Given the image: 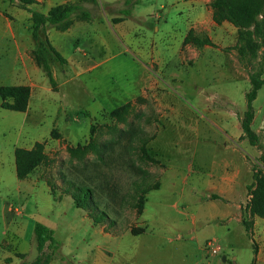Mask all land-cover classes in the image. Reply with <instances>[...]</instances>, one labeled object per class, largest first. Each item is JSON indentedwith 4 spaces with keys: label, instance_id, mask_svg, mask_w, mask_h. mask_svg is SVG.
Instances as JSON below:
<instances>
[{
    "label": "rangeland",
    "instance_id": "1",
    "mask_svg": "<svg viewBox=\"0 0 264 264\" xmlns=\"http://www.w3.org/2000/svg\"><path fill=\"white\" fill-rule=\"evenodd\" d=\"M63 1L41 0L29 8L45 12ZM68 1L78 2L90 17L73 19L72 28L63 32L53 25L39 31L40 40L49 37L69 58L62 65L50 62L51 87L31 54L35 41L29 11L0 0V85L28 82L34 94L26 117L0 107V129L7 127L0 131V245L6 240L33 259V225L40 221L59 244L50 264H193L198 258L199 264L254 262L253 241L243 229L247 222L253 232L255 215L250 217L247 207L251 195L239 203L241 225L233 224L226 237L216 222L202 227L197 217L205 208L186 189L184 196L177 191L182 176L196 168L201 145L210 147L207 136L217 137L219 128L227 126L225 116L235 112L237 125L226 130L241 131L249 74L264 77L263 46H251L258 42L253 36L250 41L248 31L241 34L227 20H216L212 0L203 1L197 20L180 0ZM229 74L235 79L228 82ZM252 106L251 129L264 151V84ZM15 138L29 150L40 143L46 156L23 179L16 177L7 153ZM248 143L242 148L254 153L252 165L260 152ZM70 182L72 187L89 185L96 206L76 207L66 190ZM144 187L150 189L141 192L138 209L135 202ZM6 201L22 212L21 230L5 225ZM16 230L19 237L12 236ZM131 230L154 235L133 236ZM210 238L220 246L217 254L207 252ZM133 245L135 262L116 252ZM7 254L12 251L0 248V264H6Z\"/></svg>",
    "mask_w": 264,
    "mask_h": 264
},
{
    "label": "trees",
    "instance_id": "2",
    "mask_svg": "<svg viewBox=\"0 0 264 264\" xmlns=\"http://www.w3.org/2000/svg\"><path fill=\"white\" fill-rule=\"evenodd\" d=\"M9 1H14L20 7L29 11L31 21L30 33L32 39L35 41V47L31 51V54L34 62L41 68L51 87H54L55 80L50 69V62L57 61L62 65L66 63V58L52 45L47 36L43 40H40L38 33L39 31L44 32L46 25H53L60 30L67 29L73 19L87 20L90 17L89 13L81 10L78 2L56 4L49 7L45 12H42L29 8V5L37 4V0ZM124 3H129V0H125ZM211 6L216 20H227L241 34L248 31L250 41L251 36H253L254 40L258 42H254L251 46L256 47L257 45H261L263 46L264 52V0H212ZM124 12L127 13L128 11L125 10ZM257 14L260 16L255 20ZM122 19L119 18V20ZM239 51L241 55L244 52L243 49ZM248 78L250 87L245 93V110L240 119V127L243 136L248 139L249 143L261 148L259 137L252 131L251 123L254 116L252 101L255 99L258 89L264 84V77L260 78L254 72L249 74ZM29 97L30 87L28 85H0L1 108L13 111H24L27 108ZM142 149L145 157L150 158L146 150L144 148ZM14 158L15 173L17 177L23 178L31 174L37 165L44 161L46 156L42 152V145L37 143L35 149L30 150L24 147H16ZM258 164L261 166L264 165L263 152L258 156L257 164L253 166L252 182L247 186L248 194L251 195L247 207L250 217L255 215L264 219V171ZM71 185L70 182L69 186ZM149 189L144 187L140 190V193H144ZM66 190L76 207L87 210L96 206V202L93 201V189L89 185H73L72 188L69 187ZM142 193L135 202L138 209H141L143 206ZM99 213L100 216L105 215L104 210L100 209ZM89 217L92 218L91 215ZM92 220L94 222L97 221L95 217ZM243 225L247 235L252 239L251 224L243 222ZM140 232L141 230H131L132 234H139ZM33 233L37 254L32 264H49L59 247L57 240L53 236V230L42 222L35 221ZM253 245L256 253L254 241ZM250 264H253V262Z\"/></svg>",
    "mask_w": 264,
    "mask_h": 264
},
{
    "label": "crops",
    "instance_id": "3",
    "mask_svg": "<svg viewBox=\"0 0 264 264\" xmlns=\"http://www.w3.org/2000/svg\"><path fill=\"white\" fill-rule=\"evenodd\" d=\"M37 1L39 2L41 0H37ZM180 1H183V3H185L184 5H188L193 10V15L196 20L198 19L196 16H201V14H203L202 5H204L203 3L204 0H180ZM68 2H72V1L66 0L57 4L68 3ZM71 28L72 25H70L67 29L57 30V31L63 32ZM47 35L49 36V32H47ZM50 41L52 45L55 47L53 41L52 40ZM193 52L194 55H196L197 57L199 56V52L196 51L195 48ZM66 60L68 61L69 58H66ZM220 74H226V73L223 70H221ZM21 77H25V75H21ZM230 79H235L234 75L232 77L230 76V74L225 75V80L229 82ZM17 84L28 85L30 87V97L28 100L27 108L24 111H20L23 113V116L21 117L23 118L24 115L25 117L26 115H28V111H30L31 109V99L34 96V94L32 93L33 89L30 83L17 82L16 85ZM218 92L221 93L222 94L221 96H223L224 98H227L228 100L231 99L226 93L222 91L221 92L218 91ZM257 95H258V91L256 97ZM234 116H236L235 112H232L231 115L225 116V119L227 120L228 124L227 126H223L225 127V129L219 128V131H217L216 133L217 137L207 136L208 138L207 140H209L210 147L205 148L204 147L205 144L201 145V150L197 154L196 168L190 170V173L188 175L182 176L181 178L182 185L180 186V190L177 191L182 196H184L187 192L189 193L188 195H193L195 197L193 200L200 202L202 204L201 206L205 208V210H203V212L199 214V216L197 217V219L198 218L202 219L201 221L202 227L208 226L212 221L216 222V228L219 227L223 229V235H225L226 237H228L229 231L232 232L233 224L241 225V223L239 222L241 205L239 203L243 200L245 194L246 193L248 194L247 186L252 182L253 166L257 164V158H258L256 157L255 159L256 163L251 165V159L252 157L254 158V153L249 154L242 148V145L247 144L248 142L245 141V138L238 139V137L241 135V131L238 130V132L234 134V132L226 130L230 126L236 127L237 120L235 121ZM2 118L10 119L11 116L8 114H3ZM6 128L7 127H2L0 129V131H2V134L5 132ZM19 135L20 133L17 134L16 138L19 137ZM16 138H15V142L11 145V147L7 151V153L9 154L11 153V163L13 165L14 170H15V158H14L15 148L26 147L23 141L21 142L19 138L18 139ZM237 139L239 141H237ZM37 140L40 139L38 138L32 139V141H37ZM17 142H21V143H17ZM249 146L254 147V150L256 151H257L256 149L257 147L259 149L260 154L261 152L264 153L262 147L259 148L257 145H252V144L251 145L249 144ZM2 152L3 149L2 146L0 145V155H2ZM0 161L3 160L0 158ZM258 166L261 167L260 164H258ZM23 178H19V179H23ZM185 189L187 192L185 191ZM2 212L5 218V225L7 227L10 228V226L13 225L16 227V229L21 230V227L23 226L22 225L23 216L19 217V215L22 214V212H20V209L16 208L10 202L6 201L3 205ZM220 220H222V222ZM195 221H196V217L193 216V223H195ZM243 229L244 232L246 233L245 228ZM252 231H253L252 239L255 244L257 243L256 256L253 264H264V222L260 220L259 217L257 216L253 218ZM143 233L149 234L151 236L154 235L153 234L154 232L153 233L142 232L139 234L130 233V235L139 236ZM19 234L20 233H18V230H16V233L12 232V236L14 237L15 236L19 237L20 236ZM105 234L109 235L108 233ZM230 242L231 241L227 240V245L228 244L232 245V243ZM197 246L198 244L196 245V247ZM0 248L2 250L12 251V254H7L3 256V261L6 264H32V261L35 258L34 257L33 259H29L26 256L25 252L18 251L16 247H13L6 240L2 241ZM198 249H200V247H198ZM116 252L125 261L134 260L135 262L137 259L135 255L136 248H134V245L128 250H123V248L120 249L118 248V250L116 249ZM14 257L16 259H14ZM149 260H151V258H149ZM201 260L202 258H198L193 264H199ZM206 264H211V261H207Z\"/></svg>",
    "mask_w": 264,
    "mask_h": 264
},
{
    "label": "built area",
    "instance_id": "4",
    "mask_svg": "<svg viewBox=\"0 0 264 264\" xmlns=\"http://www.w3.org/2000/svg\"><path fill=\"white\" fill-rule=\"evenodd\" d=\"M207 252L210 254H217L220 250V246L216 243L213 238L207 239L205 242Z\"/></svg>",
    "mask_w": 264,
    "mask_h": 264
}]
</instances>
